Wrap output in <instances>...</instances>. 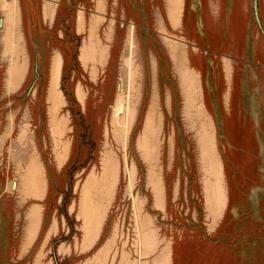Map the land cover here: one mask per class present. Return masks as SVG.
<instances>
[{
  "label": "rangeland",
  "instance_id": "rangeland-1",
  "mask_svg": "<svg viewBox=\"0 0 264 264\" xmlns=\"http://www.w3.org/2000/svg\"><path fill=\"white\" fill-rule=\"evenodd\" d=\"M0 264H264V0H0Z\"/></svg>",
  "mask_w": 264,
  "mask_h": 264
}]
</instances>
